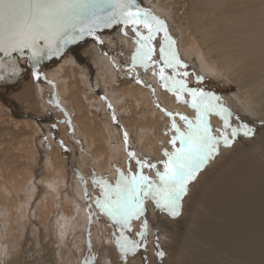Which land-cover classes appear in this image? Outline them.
<instances>
[{
	"label": "bare ground",
	"instance_id": "6f19581e",
	"mask_svg": "<svg viewBox=\"0 0 264 264\" xmlns=\"http://www.w3.org/2000/svg\"><path fill=\"white\" fill-rule=\"evenodd\" d=\"M141 2L169 26L174 38L181 35L178 58L189 64L194 75L215 80L225 76L239 86L241 93L227 95L230 107L223 105L233 113L232 123L253 127L257 122L261 127L254 134L264 130V0ZM136 39L123 25L98 31L39 78L23 80L12 91L0 90L2 264L9 256L19 260L21 255L24 264H55L56 258L61 264H84L91 258L84 254L93 244L94 264H124L115 245L117 229L113 227L111 237L102 223L95 226V233L92 220L83 215L95 216L94 205L89 207L100 194L92 180L102 178L90 172L91 167L96 164L103 179L115 185L119 172L130 173L121 153L124 148L127 155L131 151L138 158L157 160L163 169V147L172 151L169 141L174 135L172 117L166 113L193 120L196 115L187 93L183 94L186 104L162 86L159 43H155V63L147 69L139 63L133 67ZM164 74L172 75V69L166 68ZM175 120L184 129L178 115ZM209 120L214 128L222 127L217 116ZM253 137L245 142L243 135L236 138L235 144H240L234 154L197 194L181 227L188 239L176 237L175 254H166L169 260L159 258L161 243L157 249V242L146 236L144 246L127 258V264H204L199 259L211 256L264 264V134ZM88 154L94 160H86ZM89 175L88 183L84 177ZM146 219L149 224L154 221L149 210ZM84 222L88 225L76 226ZM25 223L33 226L35 240L22 252V239L29 240ZM139 230L140 223L126 234L132 238ZM71 243L75 253L66 249Z\"/></svg>",
	"mask_w": 264,
	"mask_h": 264
},
{
	"label": "snow or ice",
	"instance_id": "6c2138e0",
	"mask_svg": "<svg viewBox=\"0 0 264 264\" xmlns=\"http://www.w3.org/2000/svg\"><path fill=\"white\" fill-rule=\"evenodd\" d=\"M101 24L104 27L112 24L130 27L137 37L138 46L132 57L133 67L139 63L145 69L155 63L153 56L157 52V45L154 42L162 33L158 46V59L162 62L158 74L162 86L175 94L178 101L186 104L189 102L183 100V94L187 93L191 97L189 106L196 113L194 120L179 113H166L172 117L171 130L174 135L169 141L172 151L163 152L165 159L160 162L162 171L157 163L138 158L129 151L136 169L127 175L119 172L114 187L107 180L93 177V186L100 188L96 208L110 219L119 232L115 245L124 264H127V258L130 255L134 257L144 246L149 205L171 218L178 217L182 201L190 191L189 185L216 158L221 146L229 148L237 137L253 136L254 130L246 123H232L233 113L220 103L222 97L200 88L188 87L183 77L189 73L177 71L187 65L180 62L174 50L175 41L168 34L166 23L141 8L137 0H0V53L11 57L14 52L23 55L25 49L30 50L29 59L35 60V68L45 57L63 53L69 44L85 34H92ZM3 67V61H0V68ZM9 68L11 75L19 74L14 60ZM166 68L172 69V75L165 76ZM177 74L181 79H172ZM34 76L39 78L35 71ZM4 79L5 76L0 75V81ZM197 80L202 82L203 78L198 77ZM176 115L184 122V129L176 123ZM212 115L222 122L221 128L212 126L209 120ZM85 194L88 195L87 189ZM134 221L141 224V231L134 233L140 237L139 241L126 234L132 232ZM156 247L159 249L158 243ZM156 255L163 258L165 253L157 251ZM93 259H86L84 264H92Z\"/></svg>",
	"mask_w": 264,
	"mask_h": 264
},
{
	"label": "rangeland",
	"instance_id": "374dc122",
	"mask_svg": "<svg viewBox=\"0 0 264 264\" xmlns=\"http://www.w3.org/2000/svg\"><path fill=\"white\" fill-rule=\"evenodd\" d=\"M180 12L182 13V11H180ZM167 28H169L168 25H167ZM168 34L175 41L174 50H175L177 56L178 57H181V46H180L181 45V35L178 36V38H174V32L169 31V29H168ZM162 35L163 34L161 33L157 37V40L154 43H160V39H161V36ZM101 40L104 41L103 39H101ZM78 53H79V51H78ZM180 62L183 63V64H185V65H187L186 68H179L178 69V72L179 73H183V72H188L189 73V75L187 77H183V79L186 80V82L189 84V86L192 87V88H200V89H203L205 92H211L213 94L219 95L220 97H222V100L220 102L222 105H226L227 104V106L230 107L231 97H228L227 95H231L232 96L237 91L239 93H241L239 86L237 84H235L234 82H231V80L229 78H227L225 76H222V79L224 80V82H223V80H218L217 78L215 80V78L213 76H207V77L197 76V75H194L193 74V72H192L191 67L189 66V64L184 63L183 60H180ZM80 63L79 62H76V64H77L76 66L77 67H80L81 66ZM88 70L89 69H87V71L86 72H83V73L85 75L88 74ZM198 77H202L203 78L202 82H198V80H197ZM174 78L181 79L180 76L179 77H174ZM226 78H227V80L229 79L228 80L229 82L226 80ZM47 80L52 81V78H48ZM187 100L189 102H191V98L190 99H187ZM106 109L107 108H105V110ZM62 116L63 115L60 114V118ZM260 127L261 126L258 125L257 122H255L253 124V127L252 128L255 131L256 128H258V130H260L259 129ZM259 134H264V130H262ZM259 134H254L253 135L254 136L253 138H256L257 136H259ZM120 136H121V132H120ZM247 140H249V139L245 138L244 139V142L247 141ZM239 144H240L239 142H236V144H235V142H233V145L231 147L227 148V149H224V147L221 146L220 152L216 156V158L213 161H211L209 163V165L202 172L199 173L197 179L195 181H193L189 185L190 191H189L188 195L182 201L181 214L178 217L171 218L168 215H166L165 213H162V212H159L158 210H156L154 208V206L149 205L148 210L151 212V214H152V216L154 218V221L151 224L148 223V226H147V229H146V236L149 237V239H151V240H155V242H157L159 244L161 243L160 244V247L162 249H160L159 251H163L165 253V255L166 254H169L170 255V253L172 251L174 252L173 247H175V245L177 243V240H176V237L177 236L183 235L181 237H184L185 239H188V234L185 233V232H183L182 229H181V227H182V224L185 225V221L183 219H188L189 218L190 212L192 210L193 200L196 198L197 194L200 193V190L202 189V187L205 186L206 183H208L210 181V178L215 173V171L218 170L221 167V165L225 162V160L229 159L234 154V151L236 150V147L239 146ZM45 147L47 148V145ZM163 149L164 150H167V146L164 145ZM121 153H122L124 159L126 160V162H128V163H125V161H124V163L128 166L129 171H135V169H136L135 160L131 159L129 157V155H127V153L125 152L124 148L121 150ZM85 159L86 160H89V161L94 160L92 158L91 154H88ZM150 161H152L154 163H157V160H154V161L153 160H150ZM160 170L162 171L163 169L160 168ZM92 171L94 172V174L97 177H101L103 179V177L101 176V174L98 173V171L96 170V164H94V163H93V166L91 167V171L90 172H92ZM145 173L148 174L147 173V170H145ZM84 178H85V181L88 182V183L91 180V176L90 175H89V178L88 177H84ZM79 184H81V183H79ZM112 186L114 187L115 185H112ZM87 187H88V185H87ZM96 199L97 198H95V199L92 198V201H94V202H92L91 205H90V207H89V209H90L94 205V208L91 211L94 212L95 216H90V214H86V213H84L83 215H85L87 218H90L92 220L90 222V226L92 227L91 228L92 231H94L96 233L97 230L95 231V226L101 225L102 223H105L106 226H107V228H108L107 234L108 233H109V235L111 234V237H112V232L114 231V229H113L114 226H113L112 222L110 221V219L106 215L101 214L100 211H99V209L96 208V205H95ZM79 207L81 208L82 205L80 204ZM139 223H140V221L139 222L138 221L137 222L134 221L133 222V224H134L133 229H136L139 226ZM86 225H88V223L87 222H84V223H82L80 225H76V226L83 228ZM28 226H31V224H29V223H25L24 224V227H25V235L28 233L25 237L27 239H29V240L28 241H24V239H22V242L24 243L23 246H25V248H26V249H22L23 246H20V251L22 250V252H24L25 250H27V247L31 248L32 242L35 240L34 233H32V230H33L32 227L33 226H31V227H28ZM16 234L19 237L21 236V232L20 231H17ZM69 236L71 237V235H69ZM138 237L139 236L134 235V237H132V239H136L137 240ZM174 240L176 241V243L174 242ZM109 241H112V240H109ZM66 242L67 241L64 240V243H66ZM88 243H91V242H88ZM72 245H73V243L68 244L67 247H66V249L67 248L70 249V250L73 249L72 252L75 253V249H77V248L76 247L73 248ZM87 245L88 244L86 243V247H87ZM99 245L101 246V244H99ZM96 248L97 247L94 246V244H93L92 246H90L88 248L89 250H86V254H84V255H86L87 257L88 256L89 257L94 256V253H96V251H95ZM206 248H207V246H204L202 248V250L204 251ZM173 254H175V252ZM28 255L29 254H27L26 256H28ZM23 257H24V255H21V258L22 259L19 257V260H18V257H13V256L11 257V256H9L7 258V261H5V262H6V264H10V263L24 264L25 263V259H23ZM35 257L38 258V256H36V254H35ZM44 258H49V256L46 255V256H44ZM163 258H164V260H169V258L166 257V256L163 257ZM218 258L219 257L211 256L209 260H206V259L201 260V259H199L198 262H203L204 264H211V263H215V264H256L254 262H250V261H246V260H244V261H233V260H230V259L227 260V259H222V258H219L218 259ZM33 262H37V261L34 260ZM2 263H3V260H0V264H2ZM55 264H61V260L56 258L55 259ZM92 264H94L93 261H92Z\"/></svg>",
	"mask_w": 264,
	"mask_h": 264
},
{
	"label": "water",
	"instance_id": "95a60500",
	"mask_svg": "<svg viewBox=\"0 0 264 264\" xmlns=\"http://www.w3.org/2000/svg\"><path fill=\"white\" fill-rule=\"evenodd\" d=\"M137 3L140 5L141 8L150 11L142 2L141 0H137ZM152 13V12H151ZM117 24H112L108 27H104L102 24L98 27L92 34H85L76 42L69 44L63 51V53L59 55H53L50 58L45 57L43 60L39 62L38 65H35V60H30L29 56L31 55L30 50L25 49L23 55L18 52L12 53L11 57L4 56L3 53H0V61H3L4 67L0 68V75L5 76L3 81H0V90H15L17 86L21 83V81L29 79L32 80L36 76H34V71L38 73H42L44 70H49L51 67L60 63L64 58L68 57L72 48L76 45H85V42L98 31H105V30H112ZM43 43V42H41ZM14 60L16 62V67L19 70L18 75H11V69L9 65L11 61Z\"/></svg>",
	"mask_w": 264,
	"mask_h": 264
},
{
	"label": "flooded vegetation",
	"instance_id": "af4514ba",
	"mask_svg": "<svg viewBox=\"0 0 264 264\" xmlns=\"http://www.w3.org/2000/svg\"><path fill=\"white\" fill-rule=\"evenodd\" d=\"M178 71V70H177ZM179 73V72H178ZM179 75V74H178ZM180 76V75H179ZM181 77V76H180ZM215 95H217V94H215Z\"/></svg>",
	"mask_w": 264,
	"mask_h": 264
}]
</instances>
